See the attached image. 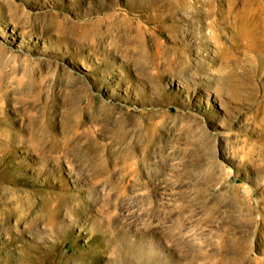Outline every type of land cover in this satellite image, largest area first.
<instances>
[{
	"label": "rangeland",
	"instance_id": "rangeland-1",
	"mask_svg": "<svg viewBox=\"0 0 264 264\" xmlns=\"http://www.w3.org/2000/svg\"><path fill=\"white\" fill-rule=\"evenodd\" d=\"M204 253L264 264V0H0V264Z\"/></svg>",
	"mask_w": 264,
	"mask_h": 264
},
{
	"label": "bare ground",
	"instance_id": "bare-ground-1",
	"mask_svg": "<svg viewBox=\"0 0 264 264\" xmlns=\"http://www.w3.org/2000/svg\"><path fill=\"white\" fill-rule=\"evenodd\" d=\"M213 10H214V12H215V9H214V8H213ZM209 13L212 14L211 11H210ZM212 253H213V254L211 255V259L213 260V262H215V259H216L217 255H218V253L215 252V251H212ZM210 254H211V253H204V254H203L204 264H209V259H208V257L210 256ZM210 264H214V263H210Z\"/></svg>",
	"mask_w": 264,
	"mask_h": 264
}]
</instances>
